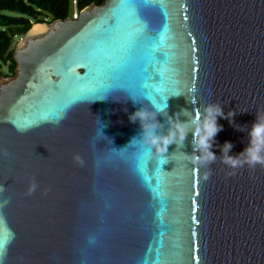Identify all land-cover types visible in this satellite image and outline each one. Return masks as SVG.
<instances>
[{"label": "water", "instance_id": "95a60500", "mask_svg": "<svg viewBox=\"0 0 264 264\" xmlns=\"http://www.w3.org/2000/svg\"><path fill=\"white\" fill-rule=\"evenodd\" d=\"M33 25L0 77V264H264V165L225 162L264 118V0H105ZM209 105L215 158L192 122Z\"/></svg>", "mask_w": 264, "mask_h": 264}, {"label": "trees", "instance_id": "16d2710c", "mask_svg": "<svg viewBox=\"0 0 264 264\" xmlns=\"http://www.w3.org/2000/svg\"><path fill=\"white\" fill-rule=\"evenodd\" d=\"M105 0H77V8L100 5ZM71 0H0V77L13 74V41L21 38L35 23L71 16ZM7 70L3 71L2 67Z\"/></svg>", "mask_w": 264, "mask_h": 264}, {"label": "clouds", "instance_id": "9594fccd", "mask_svg": "<svg viewBox=\"0 0 264 264\" xmlns=\"http://www.w3.org/2000/svg\"><path fill=\"white\" fill-rule=\"evenodd\" d=\"M81 11V10H80ZM159 111V110H155ZM155 111H148L145 109H139L129 115L131 121L146 122L150 121L155 115ZM222 115V110L218 105H209L205 109V114L203 119L200 117L193 118V124L195 125V136L197 148L202 150L207 149V152L215 158V155L209 151L211 147V139L218 130V125L216 123V117ZM210 125V130H209ZM151 128L154 127L151 123L146 125ZM176 128L179 129V135L182 138L184 135V127L181 124H176ZM202 133H204L202 135ZM182 134V135H181ZM250 142L249 145L241 153L240 157H232L225 155V162L232 167L239 166L243 163H247L250 166H255L256 164L264 165V118L260 119L250 130ZM175 139V133H170L166 137H153L152 143L157 145L158 151L163 154L166 150V146ZM231 149V144L226 143L224 145L223 151L227 153Z\"/></svg>", "mask_w": 264, "mask_h": 264}, {"label": "snow or ice", "instance_id": "6c2138e0", "mask_svg": "<svg viewBox=\"0 0 264 264\" xmlns=\"http://www.w3.org/2000/svg\"><path fill=\"white\" fill-rule=\"evenodd\" d=\"M126 18L128 20L127 30L125 32L126 51L128 54L126 63L135 69L136 77L140 78L141 71H143L144 66L150 59L151 44L150 42L141 44L139 41L138 37L142 29L136 27L138 22L130 11H128ZM5 242L3 238H0V250L3 249Z\"/></svg>", "mask_w": 264, "mask_h": 264}, {"label": "built area", "instance_id": "2783aa9c", "mask_svg": "<svg viewBox=\"0 0 264 264\" xmlns=\"http://www.w3.org/2000/svg\"><path fill=\"white\" fill-rule=\"evenodd\" d=\"M72 13L71 18L77 19L80 13V10L77 8V0H71Z\"/></svg>", "mask_w": 264, "mask_h": 264}, {"label": "rangeland", "instance_id": "374dc122", "mask_svg": "<svg viewBox=\"0 0 264 264\" xmlns=\"http://www.w3.org/2000/svg\"><path fill=\"white\" fill-rule=\"evenodd\" d=\"M18 40H19V39H16V41H18ZM2 70H3V71H6V70H7V67H6V66H3V67H2Z\"/></svg>", "mask_w": 264, "mask_h": 264}, {"label": "bare ground", "instance_id": "6f19581e", "mask_svg": "<svg viewBox=\"0 0 264 264\" xmlns=\"http://www.w3.org/2000/svg\"><path fill=\"white\" fill-rule=\"evenodd\" d=\"M34 26V25H33Z\"/></svg>", "mask_w": 264, "mask_h": 264}]
</instances>
